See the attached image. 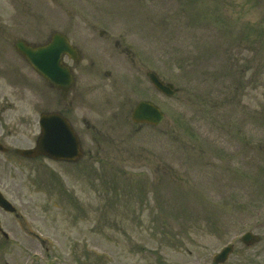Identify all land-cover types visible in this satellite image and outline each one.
<instances>
[{"label": "rangeland", "instance_id": "1", "mask_svg": "<svg viewBox=\"0 0 264 264\" xmlns=\"http://www.w3.org/2000/svg\"><path fill=\"white\" fill-rule=\"evenodd\" d=\"M16 19L35 24L33 40L42 37V24L71 23L94 40L91 50L105 40L95 27L126 30L164 73L177 68L179 84L198 94L177 103L179 134L186 141L196 133L194 144L210 151L211 165H172L184 181L163 185L161 214L134 216L126 214V165H99L93 190L83 179L64 180L73 193L65 198L30 163L0 154V177L8 174L29 228L49 242L36 247L24 237L19 247H0V264H35L41 255L38 264H213L230 244L233 252L221 264H264V0H0V136L7 134L4 123L31 113L30 91L4 80L8 70L18 72ZM247 231L261 241L245 247L239 239Z\"/></svg>", "mask_w": 264, "mask_h": 264}, {"label": "flooded vegetation", "instance_id": "2", "mask_svg": "<svg viewBox=\"0 0 264 264\" xmlns=\"http://www.w3.org/2000/svg\"><path fill=\"white\" fill-rule=\"evenodd\" d=\"M12 23L15 42L11 45L16 59L13 69L18 72L8 70L4 80L16 90L30 91L26 107L31 113L18 114L14 122L4 123L8 130L6 136L1 134L0 144L4 146L5 154L30 163L33 173L37 168V176L39 173L48 176L49 183L58 187L59 196L73 197L72 191L65 189L64 180L68 178L70 181L83 179L93 190L98 183L99 165H126V202L134 201L133 215L156 216L161 214L164 182L177 184L184 181L182 174L179 175L171 165H211L206 162L210 151L194 144L198 139L196 133H191L186 141L179 134V96L189 99L195 97V92L189 86L179 84L177 68L169 74L164 73L161 63L138 51L127 39L126 30L95 27L94 31L105 40L99 41L98 49L91 50L94 40L87 38L88 33L82 35L74 31L71 23L62 26L42 24L39 30L42 37L34 40L32 38L37 35L32 29L34 23L22 24L18 19ZM1 29L0 25V39ZM62 38L67 39L73 48L71 55L60 54L56 66L68 70L69 81L64 89L38 75L16 50L19 43L36 48L51 45ZM1 59L0 41V85L4 76ZM7 74L11 75L10 79ZM154 81L170 88L174 96L165 97L154 87ZM164 100L177 102L164 107ZM16 101L23 103L24 100ZM144 101L153 108L149 112H162L164 118L155 124L136 122L134 113L138 104ZM3 105L0 103V114ZM149 116L153 119L151 114ZM41 127L46 134L47 154L31 159L17 155L19 149L36 146ZM51 150L59 151L57 158ZM218 154L219 158L224 157V153ZM2 166L0 169L4 168ZM7 178L0 177L1 194L8 201H20L18 191L9 189L11 186L6 184ZM20 202L13 213L0 208V216L10 217L13 225L7 226L4 222L1 226L14 237L18 246L23 245L24 237L36 247L44 245L43 238L26 226L24 204ZM14 227L16 234L12 231ZM1 239L8 241L2 230Z\"/></svg>", "mask_w": 264, "mask_h": 264}, {"label": "water", "instance_id": "3", "mask_svg": "<svg viewBox=\"0 0 264 264\" xmlns=\"http://www.w3.org/2000/svg\"><path fill=\"white\" fill-rule=\"evenodd\" d=\"M61 50L68 52L69 47L66 44L61 45ZM25 55L26 59L30 62L32 67L43 77H45L50 82L54 83L59 88H64L66 86V75L68 77V74H66L65 70L57 69V62L54 60L55 57V49L56 46H48L47 48H41L36 50H30V49H23L20 46L18 47ZM59 55V54H58ZM38 151L42 150V146L39 143L38 144ZM34 151H21L20 153L24 156H33V154H39L34 153ZM0 205L5 208L9 209V204L2 199L0 196ZM259 237L256 235H253L252 233H245L241 241L245 245H252L259 241ZM233 248L232 246L224 247L219 254L215 255L213 258L214 263H223L229 256V254L232 252Z\"/></svg>", "mask_w": 264, "mask_h": 264}]
</instances>
